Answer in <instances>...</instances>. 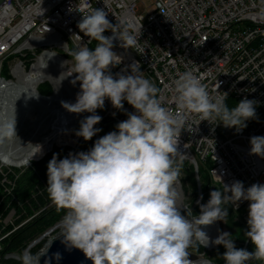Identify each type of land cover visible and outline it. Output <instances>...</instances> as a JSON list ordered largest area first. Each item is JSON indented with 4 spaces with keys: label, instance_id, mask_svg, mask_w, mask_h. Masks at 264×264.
Here are the masks:
<instances>
[{
    "label": "clouds",
    "instance_id": "clouds-1",
    "mask_svg": "<svg viewBox=\"0 0 264 264\" xmlns=\"http://www.w3.org/2000/svg\"><path fill=\"white\" fill-rule=\"evenodd\" d=\"M72 10L70 7L69 11ZM75 10L82 14L77 23L79 31L99 41L94 49L80 46L74 50L64 39L55 41L51 36L25 38L15 51L4 57L0 69V78L3 79L0 83L5 85L8 80L2 76L4 62L16 51L23 54V50L28 49L36 57L35 51L40 47L65 49L71 59L59 77L60 83L65 79V89L72 90L76 99L75 102L62 101V107L70 113H90L83 119L72 121V124L79 122V128L74 130L75 136L85 141L102 131L94 126L102 120L97 109H104L106 99L116 110L126 112L125 101L135 110L126 112L127 119L118 122L114 131L96 139L89 150L69 152L63 158L54 153L47 163L48 197L58 211L66 210L60 220L61 243L66 250L81 251L92 264H192L188 259V249L197 240L204 248L202 252L194 250L198 253L208 252L205 247L210 243L222 245L225 249L221 254L224 264H249L250 261L264 264V183L245 187L242 181L236 180L229 185L216 174L222 182V189L210 192V198L200 204L196 217H191L190 209L180 202L181 194L176 188L186 158L177 147L182 131L198 130L193 129V125L207 121L213 126V131L219 124L240 133L248 121H258V102L245 97L229 107L227 92L212 96L201 77L193 71H185L178 74L172 83L177 111L169 110L158 98L156 85L142 75L139 62L128 65L121 72H111V68L122 63V57L112 50L114 39L121 42L120 47L140 53L141 28L137 30L132 23L121 24L117 28V24L107 19L108 13L102 8ZM106 30H111L113 36H105ZM33 40L35 42H31ZM47 50L64 60L55 50ZM44 52L41 57L50 59ZM22 63L19 62L21 69ZM129 68L130 74H123ZM74 73L75 77L69 81L71 86L68 77ZM45 74L53 79L48 70ZM77 81L80 82V90L75 87ZM28 86V91H31L30 84ZM219 88L218 82L217 93ZM34 89L37 91L36 87ZM11 90L22 93L13 87L2 94H7L6 98L11 97L8 94ZM2 107H6V103L2 102ZM1 110L0 140H4L16 135V119L12 115L20 109L8 116L4 109ZM112 114L116 115L115 112ZM193 115L199 118L198 121L186 127ZM46 131L44 134H48ZM249 144V154L264 158V136L250 137ZM1 148H5L3 144ZM39 151L40 148L35 153ZM195 166L198 170L201 165ZM242 201L249 202L247 222L236 220L247 226L243 235L251 241L252 251L237 248L229 232L218 230V236L211 239L201 228L217 221L228 223V206L238 208ZM50 245L51 242L39 254L25 250L20 256L21 264H40V257L47 253ZM61 259V254L56 252L50 258L46 257L44 264H52L53 261L59 264Z\"/></svg>",
    "mask_w": 264,
    "mask_h": 264
},
{
    "label": "built area",
    "instance_id": "built-area-1",
    "mask_svg": "<svg viewBox=\"0 0 264 264\" xmlns=\"http://www.w3.org/2000/svg\"><path fill=\"white\" fill-rule=\"evenodd\" d=\"M138 1L0 0V69L4 57L15 51L25 38L51 36L55 41L65 40L74 50L80 46L94 49L99 41L79 31L77 23L82 14L75 9L102 8L117 28L127 23L134 24L137 30L141 28L140 53L120 47L121 42L114 39L112 50L122 57V63L111 68V72H121L128 65L139 62L142 75L156 85L158 98L169 110L177 111L172 83L185 71H193L201 77L212 96L227 92V100L247 97L258 102V121L251 129L236 133L234 128L218 124L213 131V126L203 121L198 126L193 125V129L198 130H183L177 147L197 167L211 162L207 171L219 189H222V182L217 175L229 185L236 180L242 181L245 187L264 183L261 179L264 158L249 154V138L264 136V0H153L155 9L147 17L138 13ZM104 35L113 36V32L106 30ZM130 72L129 68L123 74ZM75 75L68 77V82ZM218 82L219 93L215 91ZM79 85L77 81L75 87L80 90ZM124 109L135 111L126 101ZM126 112L114 109L106 99L104 109H97L102 120L94 126L101 128V132L85 141L74 134L79 128L77 122L66 126V130H70L63 134V139L72 138L68 143L53 145L63 147L65 156L69 152L82 151L87 144L91 148L96 139L114 131L118 122L127 119ZM198 119L193 115L186 127H191ZM52 132V128L46 131ZM248 204L242 201L238 208L229 205L237 214V220L247 222Z\"/></svg>",
    "mask_w": 264,
    "mask_h": 264
},
{
    "label": "rangeland",
    "instance_id": "rangeland-1",
    "mask_svg": "<svg viewBox=\"0 0 264 264\" xmlns=\"http://www.w3.org/2000/svg\"><path fill=\"white\" fill-rule=\"evenodd\" d=\"M137 6L138 13L143 14L145 17H147L155 9L153 0H139L137 2ZM46 49L55 50L59 56L64 58L63 61L66 63L61 65L63 69H58L59 65L54 59L41 57ZM35 54L36 57L28 49H24L23 54H18L16 51L14 55H11L4 62V69L2 72V76H5V80L14 81L11 82L10 86L4 91L13 87L18 88L24 94L15 91L17 93L15 96L24 98L22 102L25 107L12 115V117L15 115L16 119V135H13L8 139L0 140V264H21L20 256L25 250H28L33 254H39L42 252L51 239L61 236L62 228L57 224L66 212V210H60V217L56 221L44 229L41 228L36 233L34 238L23 239V243L19 248L11 247V244L17 238H23L25 236L24 233L35 225V218L38 217L41 212L45 209L56 207L49 199L46 191L47 171L45 172L43 169H40L39 166V164L44 162V160L52 153H46L41 158L30 161L29 165L16 166L10 163L2 162L1 145L3 144L6 148L5 154L14 153L15 156H24L33 148V146L41 142V138L43 136L47 135H45L44 132L48 126L52 128V131L55 130L54 126H52L54 117L51 111L55 108L53 106H58L60 104L56 100H44L42 97L53 95L58 96L61 101L67 102H75L76 99L73 95V91H68L65 89L66 85L64 87V83H60L59 77L62 73H64V68L70 64L69 60L71 59L65 49L57 46L53 49L50 47H40L35 51ZM41 60H43V67L48 69V74H52L53 79L46 78L43 82L36 86V90L38 91L37 95L26 97L25 93L29 90L28 83H26L25 79H20L22 75L21 73L16 74V69L19 62L22 61V71L25 73L30 72L32 78H38L39 75L36 73L35 69ZM62 70L63 72L61 73L60 71ZM17 82L22 84L21 87L17 86ZM4 91L0 92V95ZM77 115L74 118L75 120L77 119ZM0 120H3L2 110H0ZM229 136H231V134H229ZM52 147H50V149ZM85 147L87 148V145ZM62 149L65 154V149L63 147ZM83 151L85 150L83 149ZM10 168L13 170L12 172H10V170L4 171L5 169ZM25 171L27 174L26 178H20ZM34 174L38 177V181L36 180L35 183L33 178ZM180 177L181 180L176 185L178 193L181 194L180 202L190 209L191 217H196L200 212V204L206 203L210 198V192L219 187L209 176L207 168L199 167L197 170L192 161L186 158L184 159L181 167ZM261 179L264 181V175ZM29 180H31V183ZM42 182L45 184L44 186H41ZM19 183L29 186L27 190H30V194L27 197H23L20 193L17 194L15 189ZM41 200L44 203H41ZM181 211L182 214H184L183 206H181ZM217 222L220 225L221 231H226L233 235L235 244L238 245L240 243V237L245 238L243 233L247 230V227L240 226L243 227V229H241V233L239 231V226L237 228H229L227 223H224L223 221ZM238 223L242 224L239 221ZM36 240L38 241L33 243ZM201 247L203 246H201L200 242L197 240L190 246L191 249L199 252H202ZM223 248L224 247L222 245H219L217 249L221 252ZM5 260H8V262ZM221 262L222 263H219L215 259V264H224L223 259Z\"/></svg>",
    "mask_w": 264,
    "mask_h": 264
},
{
    "label": "water",
    "instance_id": "water-1",
    "mask_svg": "<svg viewBox=\"0 0 264 264\" xmlns=\"http://www.w3.org/2000/svg\"><path fill=\"white\" fill-rule=\"evenodd\" d=\"M44 54L46 55V56H48V55H53V52L52 51H50V50H47V51H45L44 52ZM48 77H50L51 78V75H47ZM1 81H3V79L2 78H0V82ZM8 83L9 82H12V81H7ZM63 83L65 82V79L62 81ZM64 85V84H63ZM64 87H65V85H64ZM35 89H32L31 91H28L27 93H26V96H31V95H37L38 93H37V91H34ZM19 92V91H18ZM10 93V95H11V98H6V96L5 95H7V94H5V95H0V101H1V104H2V102L3 103H6V107H2L1 106V108L2 109H4V111L6 112V115L8 116V115H11V114H13L17 109H22L25 105H24V103L22 102L23 100H24V98H22V97H19V96H15L17 93L16 92H13L12 90L11 91H8V94ZM42 98H44V100H50V101H57V102H59V104L60 105H58V106H53V107H55V108H53L52 109V114H53V117H54V121L52 122V123H54V124H52V126L54 125V126H56L57 125V127H60L61 125H63V124H61V122H60V118L63 116V114H64V111H62L63 110V108H62V101H61V99L58 97V96H53V95H51V96H48V97H42ZM10 103V104H9ZM83 114V113H82ZM77 115V114H76ZM75 115V116H76ZM80 114H78L77 115V118H78V116H79ZM88 115H90V113L88 114L87 113V115L86 116H88ZM85 116H79V118L80 119H83ZM75 118V117H74ZM72 121H73V119L72 120H69L68 119V122L67 123H70V124H72ZM64 123H65V121H64ZM60 124V125H59ZM49 127V126H48ZM67 129V127H65L64 128V130H66ZM46 135V134H45ZM44 137V136H43ZM42 137V138H43ZM41 138V139H42ZM38 142V141H37ZM50 147H52L53 146V144L52 143H50ZM3 149V148H2ZM52 149V148H51ZM51 149L49 148L48 150H47V152L46 153H49L50 151H51ZM3 152H6V148H4L3 149ZM11 154H14V153H10V154H8L9 156L11 155ZM21 157H23V155H18V156H16L15 158H21ZM42 157V156H41ZM41 157H39V158H41ZM1 160H2V162H4V163H7L8 162V160H6V159H4L3 157L1 158ZM28 160V159H27ZM32 160H37V159H34V158H31V160L30 161H32ZM30 164V163H29ZM29 164H24V165H29ZM57 225H60V222L57 224ZM212 227H213V235H214V237H213V239L214 238H216L217 236H218V234H219V231H221V229H220V225H219V223L218 222H215L214 224H212ZM219 230V231H218ZM61 239H62V237L61 236H59V237H57V238H54V239H51L48 243H47V245H46V247H45V249L44 250H46L47 249V247H48V245H49V243L51 242V245H50V247L48 248V251H47V253L44 255V256H41L40 257V264H44V260H45V258L47 257V258H50L51 256H52V254L53 253H56V252H59L60 254H61V257H62V259L59 261V264H92V261L91 260H88V259H86L85 257H84V255H83V253L81 252V251H79V250H77V249H70V250H66V248H65V246L61 243ZM39 240V239H38ZM38 240H36V241H34L33 243H35V242H37ZM219 245H213V244H209V246L208 247H205L207 250H208V252H206V253H198V252H196V251H194V250H191V249H188V251H189V256H188V259L192 262V263H199V264H214V262H213V259L216 257V248L218 247ZM43 250V251H44ZM52 264H56V262L55 261H53L52 262Z\"/></svg>",
    "mask_w": 264,
    "mask_h": 264
},
{
    "label": "trees",
    "instance_id": "trees-1",
    "mask_svg": "<svg viewBox=\"0 0 264 264\" xmlns=\"http://www.w3.org/2000/svg\"><path fill=\"white\" fill-rule=\"evenodd\" d=\"M23 72V71H22ZM17 74V72H16ZM24 74V73H23ZM27 78H31V75H26L24 74ZM241 99H238V98H235V97H230L226 103L229 105V107H232V106H235L236 103H238ZM256 112H257V115L259 114V111H258V106L256 107ZM257 123V120H250L247 122V127L246 129H251L253 126H255V124ZM85 151L89 150L90 149V145L87 144V148L84 147L83 148ZM83 151V150H82ZM52 153V154H51ZM50 156L47 157L44 162L40 163L39 166H40V169H43L45 172L47 171V163L48 161L52 158L53 154L56 153L58 154V158H63L65 157V154H64V151L62 148L60 147H55L54 150L51 152ZM209 168L212 166L211 162H208V164H205V165H201L200 167L201 168ZM10 170V172H12L13 170L10 168V169H5L4 171H8ZM2 171V172H4ZM209 174V172H208ZM27 176L26 174V171L25 173L20 177L23 179H25ZM13 177V176H12ZM33 178H34V183L36 182V180L38 181V177L34 174L33 175ZM30 183H31V180H29ZM45 184L42 182L41 183V186H44ZM27 188H29V186L27 185H22V184H18L17 188L15 189L17 191V194L20 193V195H22L23 197H27L29 194H30V190H27ZM219 189V188H218ZM1 190V189H0ZM14 190V192H15ZM46 197H47V194H46ZM43 200V199H42ZM41 200V201H42ZM41 203H44L43 201ZM228 213H229V216L227 217V220H228V223H227V226L229 228H237L238 226H243V227H247L246 225L244 224H239L238 221L236 220V213L233 212V210L231 209L230 206H228ZM60 214H61V211H58L57 208L53 207V208H50V209H45L43 212H41L38 217H36L35 219V225L32 226L31 228H29V230H27L25 233H24V237H19L17 238L12 244H11V247L13 248H19L22 243H23V239H31V238H34L36 233L42 228H46L47 226L51 225L54 221H56L59 217H60ZM243 227H240L239 231L242 233V230ZM240 240V243L236 245L237 248H246L247 250L249 251H252L253 250V245L251 243L250 240L243 238V237H240L239 238ZM202 248V247H201ZM204 250V248H202V251ZM225 251V249L223 248V250H221V252L217 251V255H216V260L219 262V263H222V258H221V254ZM3 261V260H2ZM8 262V260H5ZM249 264H260V262H256V261H250Z\"/></svg>",
    "mask_w": 264,
    "mask_h": 264
},
{
    "label": "bare ground",
    "instance_id": "bare-ground-1",
    "mask_svg": "<svg viewBox=\"0 0 264 264\" xmlns=\"http://www.w3.org/2000/svg\"><path fill=\"white\" fill-rule=\"evenodd\" d=\"M31 42H35V40L31 41ZM50 56V55H48ZM52 59L54 60H57V58H54V56L52 57ZM59 65L58 69L60 70L63 69L61 67V65H64L65 62L63 61V63L61 62H58L56 61ZM52 63V62H51ZM46 64V63H45ZM48 69L44 68L43 67V60L40 61V63L37 65L35 71L36 73L39 75L38 78H27L24 74L26 75H31V73H25L24 71L22 72V69L20 68V66L18 65L17 69H16V72L17 73H21V77L20 79H25L26 80V83L30 84L31 85V88L34 89L39 83L41 80H45L48 76L45 74V72L47 71ZM61 73L63 72L60 71ZM24 73V74H23ZM10 83H5V85H3V83H0V92L4 91L7 87L10 86ZM14 86V85H12ZM21 87V86H20ZM1 102H0V110H1ZM63 108V107H62ZM64 111V114L63 116L60 118V122L61 125L60 127H57L54 126L55 130L50 133V134H47L46 136H44L41 140V142L37 143L35 146H33V148L31 150L28 151V153H26L23 157L21 158H15V154H11L10 156L8 155V153L5 154V152H3V149L1 148V157H3L4 159L8 160L7 163H10V164H13V165H16V166H21V165H24V164H27V162L29 160H31V158H34V159H37L41 156H43L44 154H46L47 150L50 148V143H58V144H62V143H68L69 140H71L72 138H70L69 140L68 139H63V134L66 132L68 133L70 129L68 130H64V128L66 126H69L71 125L70 123H67L68 122V119L69 120H74V117H75V113H70L68 112L66 109L63 108ZM86 116L87 115V112L83 113V114H80L79 116ZM78 116V118H79ZM8 118V117H7ZM65 121V123H64ZM54 124V123H53ZM60 125V124H59ZM40 148V151L35 153L36 151H38ZM35 153V154H34ZM34 154V155H33ZM33 156V157H32ZM28 159V160H27ZM30 163V161H29ZM61 226V225H60ZM201 228L208 234V236L213 239L214 235H213V227L212 225H209V226H201ZM196 240H194L195 242ZM211 244V243H210ZM16 258V257H15ZM192 264H199V263H192Z\"/></svg>",
    "mask_w": 264,
    "mask_h": 264
},
{
    "label": "flooded vegetation",
    "instance_id": "flooded-vegetation-1",
    "mask_svg": "<svg viewBox=\"0 0 264 264\" xmlns=\"http://www.w3.org/2000/svg\"><path fill=\"white\" fill-rule=\"evenodd\" d=\"M53 56L54 55H50V56H47V57H49L50 59H52ZM54 58H57V60H55V61H58V62L63 63V60H61V58H59L58 56H54Z\"/></svg>",
    "mask_w": 264,
    "mask_h": 264
}]
</instances>
